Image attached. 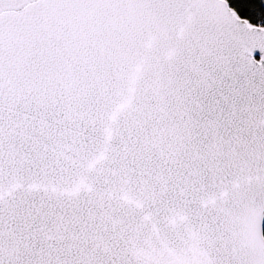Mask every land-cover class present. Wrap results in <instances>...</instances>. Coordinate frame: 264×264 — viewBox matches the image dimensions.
Returning a JSON list of instances; mask_svg holds the SVG:
<instances>
[{
  "label": "snow or ice",
  "instance_id": "snow-or-ice-1",
  "mask_svg": "<svg viewBox=\"0 0 264 264\" xmlns=\"http://www.w3.org/2000/svg\"><path fill=\"white\" fill-rule=\"evenodd\" d=\"M0 264H264V0H0Z\"/></svg>",
  "mask_w": 264,
  "mask_h": 264
}]
</instances>
